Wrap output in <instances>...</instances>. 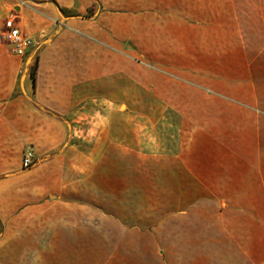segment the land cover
Instances as JSON below:
<instances>
[{"label":"rangeland","instance_id":"rangeland-1","mask_svg":"<svg viewBox=\"0 0 264 264\" xmlns=\"http://www.w3.org/2000/svg\"><path fill=\"white\" fill-rule=\"evenodd\" d=\"M148 2L73 0L54 5L56 16L29 1L3 6L0 19L17 15L33 51L14 54L0 20L10 51L0 89L12 88L17 106L27 80L39 108L29 124L21 108L3 121L13 128L0 173V264H149L161 253L152 228L188 204V173L255 156L252 101L247 109L236 97L253 82L264 88V53L252 52L264 38L203 19L205 0L195 21L148 17ZM49 121L64 133L45 150Z\"/></svg>","mask_w":264,"mask_h":264},{"label":"crops","instance_id":"crops-1","mask_svg":"<svg viewBox=\"0 0 264 264\" xmlns=\"http://www.w3.org/2000/svg\"><path fill=\"white\" fill-rule=\"evenodd\" d=\"M27 1L47 8L51 16H56L55 6H68L73 2L0 0V15L4 5ZM204 4L203 19L221 21L222 26L223 22L236 21L238 36L264 38V0H205ZM196 6L197 0H177L172 4L166 0H149L146 13L148 17L156 15L157 20L195 21ZM245 22L252 23L246 25ZM253 46L243 45L242 48L246 51ZM72 47L68 45L61 49L71 51ZM252 52L264 53V40ZM9 53L4 45H0V65L7 61ZM88 58L93 64V75L95 71L98 75L99 60L95 64L93 55L89 54ZM72 61H76L74 56ZM257 62L254 61L253 65ZM258 63L261 65L260 60ZM250 79L248 83H252ZM256 84H249L252 92L239 93L236 97V100L244 102L247 109L249 103L246 102L252 101L253 108L249 111L255 118V140L251 146L255 156H244L235 164H226L221 172L188 173V204L172 214H166L152 228L153 244L161 253L149 264H264V156H260V150L264 148V88ZM21 88L22 93L15 100L17 106L12 88L6 93L4 88L0 89V173L5 172L4 134L12 132L13 128L9 126V130H6L3 124L6 114L12 117L13 110L21 108L20 116L29 124L28 116L38 113L39 106L30 102L31 84L25 80ZM28 124L20 126L19 130L25 131ZM52 128L51 121L42 127L41 144L45 150L59 145L63 137L61 124L56 126L57 134ZM125 264H129L127 258Z\"/></svg>","mask_w":264,"mask_h":264},{"label":"built area","instance_id":"built-area-1","mask_svg":"<svg viewBox=\"0 0 264 264\" xmlns=\"http://www.w3.org/2000/svg\"><path fill=\"white\" fill-rule=\"evenodd\" d=\"M2 37L9 44L11 50L17 56L23 57L33 51L32 38L27 35L18 20L17 15L8 13L1 17ZM34 163V151L27 147L22 155V165L26 168Z\"/></svg>","mask_w":264,"mask_h":264},{"label":"trees","instance_id":"trees-1","mask_svg":"<svg viewBox=\"0 0 264 264\" xmlns=\"http://www.w3.org/2000/svg\"><path fill=\"white\" fill-rule=\"evenodd\" d=\"M31 77H32V81L34 83L35 82V76H34V74H31Z\"/></svg>","mask_w":264,"mask_h":264}]
</instances>
